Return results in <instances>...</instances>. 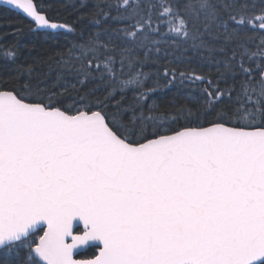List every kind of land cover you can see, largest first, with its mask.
<instances>
[{"label": "snow or ice", "instance_id": "1", "mask_svg": "<svg viewBox=\"0 0 264 264\" xmlns=\"http://www.w3.org/2000/svg\"><path fill=\"white\" fill-rule=\"evenodd\" d=\"M0 7L54 49H0V264H264V0Z\"/></svg>", "mask_w": 264, "mask_h": 264}, {"label": "trees", "instance_id": "2", "mask_svg": "<svg viewBox=\"0 0 264 264\" xmlns=\"http://www.w3.org/2000/svg\"><path fill=\"white\" fill-rule=\"evenodd\" d=\"M100 0H36L37 4L43 6L55 5L57 11L50 13L53 16L58 17V22L67 23L68 25H74L76 28V37H79L83 32V37L87 39L90 33L96 31V28L92 21L89 19V13L94 10V5L99 3ZM75 5V7H72ZM87 5V6H85ZM73 35H60L57 40L60 45H65L66 42L72 41ZM19 42L21 45L20 61L29 60L32 57H43L46 58L51 55L54 49L49 45L52 41L49 40L44 34L36 35L28 31V20L21 14L8 11L0 7V49H3L6 45ZM46 42V43H45ZM179 55V53H177ZM195 66V65H193ZM146 71L155 72V69H145ZM47 71V68L44 69ZM162 74V69H161ZM3 78V73L0 72V79ZM48 87L56 88L58 90L67 89L70 95H73V86L79 88L76 78L72 75H67L64 79L57 81L55 72L46 79ZM165 81L161 84V90L157 92L156 96L152 99L167 101L177 95V88L172 87L170 90H165ZM89 87H92L91 85ZM99 95V93H98ZM133 94L128 92L123 103L125 105L132 101ZM117 100L121 97L118 95Z\"/></svg>", "mask_w": 264, "mask_h": 264}, {"label": "water", "instance_id": "3", "mask_svg": "<svg viewBox=\"0 0 264 264\" xmlns=\"http://www.w3.org/2000/svg\"><path fill=\"white\" fill-rule=\"evenodd\" d=\"M14 12H17V11H14ZM17 13H19V12H17ZM20 14V13H19ZM22 15V14H21ZM23 16V15H22ZM23 17H25V16H23Z\"/></svg>", "mask_w": 264, "mask_h": 264}]
</instances>
